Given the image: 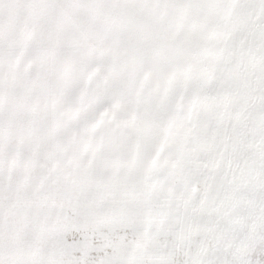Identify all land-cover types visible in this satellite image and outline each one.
Segmentation results:
<instances>
[{
  "label": "snow or ice",
  "instance_id": "6c2138e0",
  "mask_svg": "<svg viewBox=\"0 0 264 264\" xmlns=\"http://www.w3.org/2000/svg\"><path fill=\"white\" fill-rule=\"evenodd\" d=\"M0 264H264V0H0Z\"/></svg>",
  "mask_w": 264,
  "mask_h": 264
}]
</instances>
